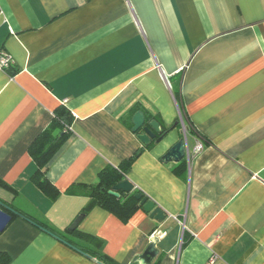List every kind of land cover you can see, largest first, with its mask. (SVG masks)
Wrapping results in <instances>:
<instances>
[{"label":"crops","instance_id":"crops-1","mask_svg":"<svg viewBox=\"0 0 264 264\" xmlns=\"http://www.w3.org/2000/svg\"><path fill=\"white\" fill-rule=\"evenodd\" d=\"M0 53L13 62L0 70V203L84 253L7 212L8 264L101 263L68 227L98 173L138 150L126 179L165 219L83 216L76 229L109 264H134L153 238L159 264H264V0H0ZM61 105L73 120L43 166L50 198L29 148ZM136 112L168 133L144 148ZM183 138L201 152L164 163Z\"/></svg>","mask_w":264,"mask_h":264},{"label":"trees","instance_id":"trees-1","mask_svg":"<svg viewBox=\"0 0 264 264\" xmlns=\"http://www.w3.org/2000/svg\"><path fill=\"white\" fill-rule=\"evenodd\" d=\"M133 111H135V109ZM180 114L184 125H187L186 118L183 116V113L181 112ZM148 119L150 120L151 118ZM72 120L73 117L68 109H66L64 105L59 106L54 112L53 120L48 129H46V131H44L29 148V153L37 165V169L31 177V182L50 198H53L55 196V192L53 189H51L48 180L44 177L43 166L46 158L54 153L70 135ZM151 121H147L146 125H148ZM179 123L180 120L178 119V124ZM127 125L129 126V128H132L129 121ZM188 127L190 126L188 125ZM168 130L169 129H162L160 133L156 135V138L160 137L163 134H166ZM189 132H194L193 128L190 129ZM139 133L140 132H135V134L137 135ZM152 142L149 145L144 146V148H149ZM140 152L141 150L136 151L133 156L122 161L116 168L107 167L98 173L97 183L93 187H91L88 192L89 202L81 211V214L83 216H85L93 208L100 207L112 213L121 221L126 222L136 210L140 209V207L138 206V201L134 199V194L141 192H136L133 189V191L129 194L120 192L119 197H114L108 194V192L114 185L127 180L126 175L128 174L133 161L137 158V156H139ZM37 224L38 226L47 228L43 225H40L39 223ZM69 233L77 239L82 240L90 246L94 247L93 250L82 248V251L103 264H109L97 251L100 243L98 239L83 234L77 229L69 231ZM67 243H69L68 245L70 246L77 247V249L79 250V247L75 246V244L71 241H67ZM8 262L9 258L5 254L0 253V264H8ZM152 264L159 263L153 262Z\"/></svg>","mask_w":264,"mask_h":264},{"label":"water","instance_id":"water-1","mask_svg":"<svg viewBox=\"0 0 264 264\" xmlns=\"http://www.w3.org/2000/svg\"><path fill=\"white\" fill-rule=\"evenodd\" d=\"M132 132H140L137 135L138 140L141 142L143 146L149 145L152 141L155 140L156 143H158L160 140L164 138L166 134L161 135L160 137L156 138V135L160 133L159 125L155 121H151L148 125H144L145 118L144 115L141 112H136L132 119ZM186 139L183 138L179 140L175 145H173L161 158V160L164 163L169 162H180L185 157V147H186ZM133 185L128 181L124 180L122 182L117 183L112 187V189L108 192L109 195L114 197H119V193L129 194L133 191ZM134 199L138 201V206L144 211V213L149 214L150 218H153L156 221H163L165 219V213L158 207H155V203L152 202L148 197L144 196L143 193H136L134 194ZM14 214L16 216H19L26 221L32 223L33 225L39 227L44 232L52 235L57 240L67 244L65 241H63L61 238L53 235L49 231L45 230L44 228H41L34 222L30 221L26 217L16 213L15 211L11 210L10 208L6 207L4 204L0 203V232H2L7 225L10 223L12 217L10 214ZM83 215H78L72 224L68 227L69 231H73L76 229L80 221L82 220ZM157 242L156 238L151 239L150 244L146 247V249L143 251V253L133 259V263L136 264H152L154 259L156 258L158 251L155 249V244ZM68 245V244H67ZM70 246V245H69ZM72 247L74 250L78 251L81 254L80 250L77 248ZM102 264V263H99Z\"/></svg>","mask_w":264,"mask_h":264},{"label":"built area","instance_id":"built-area-1","mask_svg":"<svg viewBox=\"0 0 264 264\" xmlns=\"http://www.w3.org/2000/svg\"><path fill=\"white\" fill-rule=\"evenodd\" d=\"M12 64L13 62L9 55L0 53V70L7 72L11 68ZM178 119L180 120V123L182 125V130L185 133V125L182 121L181 114L179 115ZM201 150H202V145H200L199 143L195 144L192 149H189L188 144H186L184 158H186V160L189 162L191 158L197 156L201 152Z\"/></svg>","mask_w":264,"mask_h":264}]
</instances>
